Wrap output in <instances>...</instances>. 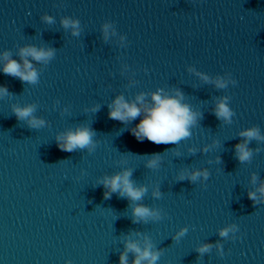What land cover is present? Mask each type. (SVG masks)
Returning <instances> with one entry per match:
<instances>
[{
    "label": "clouds",
    "instance_id": "1",
    "mask_svg": "<svg viewBox=\"0 0 264 264\" xmlns=\"http://www.w3.org/2000/svg\"><path fill=\"white\" fill-rule=\"evenodd\" d=\"M42 19L48 23H54L51 16L44 15ZM61 23L65 29L71 28L72 34L78 36L79 21L70 18H62ZM110 24L104 25V32L107 35ZM56 50L54 48L36 47L27 45L19 48L17 55L19 60L11 58V52L5 51L0 54V62H2V71L5 75L19 79L22 83L36 85L39 83V72L32 64V60L47 64L55 57ZM30 58V59H29ZM207 79V77H204ZM217 87L225 88L226 82L218 79L216 81ZM9 90L6 86H0V98L9 96ZM183 96L179 91L175 96L165 95L162 90H157L151 94V102H147L143 93L137 95L134 101H127L121 96H117L115 100L109 105L108 117L112 120L121 123H128L135 120L137 117H142L139 123L130 129L131 135L137 141L143 142L145 139L156 145L177 144L181 140L191 136L190 129L197 123L200 114L195 113L191 108L182 103ZM12 113L17 121L25 122L29 129H41L46 125V121L34 115L36 106L28 104L25 106L12 105ZM92 111H97L93 108ZM234 115L233 111L228 107L227 98H223L217 103L215 109V116L217 119H222L226 122H231ZM95 131L88 126H78L75 129H68L56 136V145L61 151L74 152L77 150L87 149L92 153L96 148L94 141ZM244 138L242 143L235 145V156L240 163L250 162L253 156V150L248 147V143L252 140L264 141V135H261L259 127L254 126L239 133ZM190 151H195L190 149ZM204 151H208L207 148ZM258 151V150H257ZM160 153H153L147 155L145 166L150 169L159 167L161 161ZM219 162V157H217ZM210 173L208 170H182L179 173V180H189L196 183L201 177L205 181L209 179ZM132 170L125 169L117 172L111 176H104L98 181V184L103 185L105 191L103 197L105 200L111 199L112 194L116 193L121 198H125L130 202L131 218L133 223L143 222L147 224L149 221L156 222L163 218L161 209L150 208L149 206L139 203L147 194V187L140 185L137 186L131 179ZM258 177L253 174L252 181L256 182ZM257 192L264 197V183H262L256 192H249L248 198L253 204H258L260 201L257 199ZM153 197L160 198L161 192L157 188L152 193ZM239 228L236 225H230L219 230V236L228 238L229 232H238ZM188 232V228H181L173 237L176 242L184 237ZM238 237H233L237 239ZM213 245L211 243L201 244L196 251L203 256L205 253H210ZM220 249L218 254L223 257L222 245L217 243L215 245ZM134 255L132 264H157L162 250H156L150 237L144 235L143 244L138 240L130 238L124 239V251L119 255V264H129L128 254Z\"/></svg>",
    "mask_w": 264,
    "mask_h": 264
}]
</instances>
